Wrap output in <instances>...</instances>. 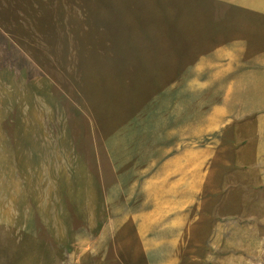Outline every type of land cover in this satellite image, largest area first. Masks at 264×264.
Here are the masks:
<instances>
[{
  "label": "rangeland",
  "instance_id": "374dc122",
  "mask_svg": "<svg viewBox=\"0 0 264 264\" xmlns=\"http://www.w3.org/2000/svg\"><path fill=\"white\" fill-rule=\"evenodd\" d=\"M261 11L0 0V264H264Z\"/></svg>",
  "mask_w": 264,
  "mask_h": 264
},
{
  "label": "crops",
  "instance_id": "0c3cea01",
  "mask_svg": "<svg viewBox=\"0 0 264 264\" xmlns=\"http://www.w3.org/2000/svg\"><path fill=\"white\" fill-rule=\"evenodd\" d=\"M262 7V6H261ZM264 13V11H261ZM254 51L245 52V58L248 56H258L256 51V45H253ZM254 54V55H252ZM248 55V56H247ZM240 57V56H239ZM260 57V56H259ZM262 67L254 68L249 66L246 62H242V59L239 58L238 62V72H239V90L240 92L246 91L248 94H252L253 100L247 97L244 94V97L248 100L243 103L251 104V106L255 107V109L251 108L248 105H245L249 108L245 109V112L252 113L251 118H254L252 121L246 120L244 128L245 131L249 129L252 130V138L248 140H258L262 134H264V113H261L264 110V59L260 61ZM253 70H256L253 72ZM262 88V94L259 98L256 96L258 93L257 91ZM253 109V110H252ZM254 111V112H253ZM257 112L259 113L257 115Z\"/></svg>",
  "mask_w": 264,
  "mask_h": 264
}]
</instances>
